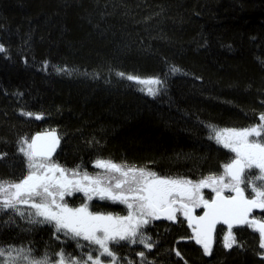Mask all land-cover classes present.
Wrapping results in <instances>:
<instances>
[{"label":"trees","instance_id":"obj_1","mask_svg":"<svg viewBox=\"0 0 264 264\" xmlns=\"http://www.w3.org/2000/svg\"><path fill=\"white\" fill-rule=\"evenodd\" d=\"M0 44L7 50L0 53L3 181L24 178L20 140L44 130L57 132L52 157L66 168L92 171L104 160L200 180L232 158L210 130L251 127L264 115V0H0ZM127 76L166 84L148 95ZM244 193L255 195L251 187ZM89 206L127 211L108 199ZM13 215L0 218L2 246L50 260L61 250L86 251ZM253 216L264 221V209ZM226 229L216 228L210 255L182 217L144 226L150 251L129 242L110 249L120 264H264L252 226L232 229V248L224 246Z\"/></svg>","mask_w":264,"mask_h":264},{"label":"snow or ice","instance_id":"obj_2","mask_svg":"<svg viewBox=\"0 0 264 264\" xmlns=\"http://www.w3.org/2000/svg\"><path fill=\"white\" fill-rule=\"evenodd\" d=\"M6 51L0 44V53ZM176 71L178 69H172V72ZM127 79L157 86L147 89L148 94L153 96L166 84V80L159 78L143 80L127 76ZM260 119L264 121V115ZM261 129H264V124L241 131L215 132L217 141L236 153V159L225 165L226 174L230 177L228 183H224L225 178L221 176L208 177L194 184L189 180L161 177L143 168L126 167L104 160H97L94 166L103 169L106 176L98 174L93 177L78 169L66 170L52 161V154L59 144L54 135L48 143L39 146V136L30 143L22 140L21 144L24 146L19 151L27 157L28 174L19 182L0 180V212L12 210L27 218L30 223H54L57 233L63 232L65 236L73 239L82 237L90 244L97 245L99 255L94 258L89 254L84 264H101V256L111 257L115 262L117 257L109 247L110 242L114 245H119L120 242L138 243L150 251L154 245L149 242L150 237L145 238L141 230L153 219H160L161 214L165 219L175 221L178 211H182L192 225L196 243L203 246L206 255L211 254L213 232L220 223L228 226V233L224 237L226 248H232L236 243L232 232L234 225L252 224L259 225L258 231L262 237L260 247L264 248V223L248 219L252 209H264V143L249 139L261 136ZM3 158L0 156V159ZM254 167L260 170L261 175L246 183L242 178L245 170ZM256 180L262 182L260 187H256ZM213 184L221 185L213 188L216 198L205 200L200 190L212 187ZM241 184H251L256 197L245 198ZM225 188H231L236 194L222 195ZM74 192H83L89 200L95 195L100 199L123 203L127 206L128 215L114 218L110 214H94L88 211L87 205L69 208L62 201L65 195H72ZM19 205L28 206L27 217ZM201 206L205 209L204 215L193 217V209ZM37 217L42 219H36ZM138 255L143 258L145 253L140 252ZM56 256L57 264H66L63 250ZM0 264H49V257L45 253L43 257L37 258L31 248L23 246H9L7 250L0 247ZM69 264L81 262L71 258Z\"/></svg>","mask_w":264,"mask_h":264},{"label":"rangeland","instance_id":"obj_3","mask_svg":"<svg viewBox=\"0 0 264 264\" xmlns=\"http://www.w3.org/2000/svg\"><path fill=\"white\" fill-rule=\"evenodd\" d=\"M134 77H139V76H134ZM127 78V77H126ZM140 79H143V80H147V79H150V78H156V77H139ZM128 80V79H127ZM129 82L130 83H132L138 90H140V91H142L143 93H145V94H148V91H147V89L149 88V87H157V86H155V85H148V84H141V83H137V82H135V81H130L129 80ZM162 90H160L157 94H159L160 92H161ZM149 95V94H148ZM261 124H264V121H261V119H259V122L258 123H256V124H254L253 126H251V127H247V128H240V129H232V128H214V129H211L210 130V135H211V138L213 139V140H215L218 144H220V145H222L223 146V144L222 143H219L218 141H217V139L215 138V132H217V131H219V132H225V130H236V131H241V130H244V129H251V128H253V127H259ZM33 137V136H32ZM32 137H28V138H22L21 140H20V143H19V147H18V150H19V148L21 147V146H24V145H22L21 144V141L22 140H27L29 143L31 142V140H32ZM249 139L250 140H252V141H254V142H257V143H264V129H261V136H259V137H256V136H253V137H249ZM231 152H232V158L230 159V161L227 163V164H230L234 159H236V153L235 152H233L230 148H228ZM19 153L22 155V157H23V159H24V161H25V165H26V170H27V172H26V175L28 174V161H27V157H25L24 155H23V153H21L20 151H19ZM52 161L54 162V163H56V164H58L54 159H53V157H52ZM226 164V165H227ZM59 165V164H58ZM120 165V164H119ZM61 166V165H60ZM122 166H126V165H122ZM62 168H64V169H66V170H72V169H78L81 173H83V172H87L90 176H93V177H95V176H97L98 174H100V175H105L106 176V174L104 173V170L103 169H101V168H94L92 171H85V170H82V169H80V168H66V167H63V166H61ZM126 167H130V166H126ZM132 167V166H131ZM146 170V169H145ZM148 171V170H147ZM25 175V176H26ZM261 175V172H260V170L258 169V168H252V169H246L245 170V173H244V175H243V179L245 180V182L247 183L248 181H251V180H253V179H255V177H258V176H260ZM159 176V175H158ZM221 176H223L225 179H224V183H228L229 182V179H230V177L226 174V169H225V167H224V169H223V171L220 173V174H217V175H212V176H208V177H215V178H219V177H221ZM161 177H163V176H161ZM208 177H204V178H201L200 180H189V179H184V178H173V177H167V178H172V179H183V180H189V181H191V182H193L194 184L195 183H198L199 181H201V180H205V179H207ZM22 180V179H21ZM20 181V180H19ZM19 181H14V182H19ZM8 182H10V181H8ZM113 183H114V181H113ZM256 187H260L261 186V181L260 180H256ZM221 185H218V184H213L212 185V187H204V188H202L200 191H201V193H202V195H203V197H204V199L205 200H209L208 198H209V196L210 197H212L214 194H216V192L215 191H213V188H216V187H220ZM241 187L242 188H244V190L245 189H248L249 187H251V189H252V186H251V184H248V186H245V184H241ZM222 193H229V194H233L234 192H232L231 191V188H225L224 190H223V192ZM245 194V193H244ZM255 194V193H254ZM256 197V194L252 197V199L253 198H255ZM94 198H96V199H100L98 196H95V195H93L92 196V199H94ZM91 199V200H92ZM91 200H89L88 199V197L87 196H85V194L83 193V192H74L72 195H65L64 196V199H63V201H62V203H66L67 204V206L69 207V208H73V209H75V208H80V207H82V206H84V205H87V207H88V211H90V212H92V213H94V214H104V215H112L114 218L115 217H123V216H127L128 215V209H127V206L125 205V204H123V203H120L121 205H123V207H125L126 209H127V211L125 212V214H119V213H115V212H104V211H95V210H92L91 208H90V206H89V203H90V201ZM58 202H60L59 200H58ZM22 211H24L25 212V217H27L28 216V213H29V208H28V206L27 205H19L18 206ZM202 208V206L201 207H197V208H195V210L196 211H198L199 209H201ZM32 211H34V210H32ZM13 215V217H15V218H17L18 220H21V221H23V222H27V223H30L29 222V220L27 219V218H23V217H21V216H19L18 214H16L15 212H13L12 210H6L5 212H0V218H1V216H5V215ZM162 217V216H161ZM176 217H182V218H184V219H186V217H184L183 216V212L182 211H178L177 213H176ZM163 218V217H162ZM252 218H254L255 220H260V219H257V218H255L254 216H252ZM36 219H42V217H37ZM16 220V219H15ZM251 221H253V220H251ZM261 221H263V220H261ZM30 224H32L33 226L36 224L37 226H39V227H41V226H47V228H49L50 230H52L51 232H53L54 233V235H56V234H63L62 236H65L64 235V233L63 232H61V233H57L56 232V229H55V225H54V223H30ZM252 226V228L253 229H255V224H252L251 225ZM142 231V230H141ZM227 233H228V229H226L225 231H224V237L227 235ZM67 238H70V239H73V238H71V237H67ZM60 240H62V237H60ZM73 240H75L76 241V244H75V247H76V249L78 248V251L79 252H81V250L79 249L80 248V246H82V245H84L85 246V248H86V251L84 252V253H81V254H77V253H75L74 255H68L69 254V252H66V253H64L65 254V257H66V264H69V262H70V259L71 258H75V259H77V260H79L80 262H81V264H84V261H86L87 260V256L89 255V254H91V255H93V257L95 258L97 255H99V251H98V246L97 245H92V244H90L88 241H85L82 237H80V238H75V239H73ZM111 243V242H110ZM110 243H109V247H110ZM9 246L10 245H8V246H2V245H0V247H3V248H5L6 250L9 248ZM12 246H14L15 248H19V247H21V246H19V245H12ZM25 247V246H24ZM26 248V247H25ZM262 249H264V248H262ZM13 256H15V252L13 251ZM44 255L42 254H39L38 256H36L37 258H41V257H43ZM100 259H101V264H120L119 262H118V260L116 259L115 260V262H113V260H112V258L111 257H107V256H101L100 257ZM57 262H58V257L56 256L55 258H53L52 260H50L49 259V264H57ZM89 264H91V262H89Z\"/></svg>","mask_w":264,"mask_h":264},{"label":"water","instance_id":"obj_4","mask_svg":"<svg viewBox=\"0 0 264 264\" xmlns=\"http://www.w3.org/2000/svg\"><path fill=\"white\" fill-rule=\"evenodd\" d=\"M55 136L56 138H58V140H59V144H58V146L56 147V150H55V152L52 154V156L56 153V151H57V149H58V147H59V145H60V138H59V136H58V134H57V132L55 131V130H44V131H41V132H37V133H35L34 135H33V137H32V139L33 138H35V137H37V136H39L40 137V140H38V146L39 145H44V144H46V143H48L50 140H51V138H52V136ZM236 193H233V194H224V193H222V195H224V196H231V195H235ZM244 196H245V198H247V199H252V198H249V197H247L245 194H244ZM216 198V194H214L212 197H211V199L209 200V201H211V200H213V199H215ZM262 209L261 208H254V209H252V211L249 213V216H248V219L251 221V220H254V221H257V222H260V223H264V221H261V220H255L254 218H252V216L256 213V212H260ZM204 211H205V209L202 207L199 211H196L195 209H193V211H192V216L193 217H199V216H202V215H204ZM161 216L163 217V214H161ZM164 218V217H163ZM186 222H187V224L190 226V227H192V225H190L189 224V222H188V219L186 218ZM218 226H223V227H225V228H228V226L227 225H225V224H223V223H220V224H217L216 225V228L218 227ZM244 226V225H243ZM235 227H241V226H233V228H235ZM258 227H259V225L258 224H255V230L259 233V231H258ZM216 228H215V230H214V232H213V239H212V243H211V245L213 244V242H214V238H215V232H216ZM259 235H260V233H259ZM260 238L262 239V237H261V235H260Z\"/></svg>","mask_w":264,"mask_h":264}]
</instances>
